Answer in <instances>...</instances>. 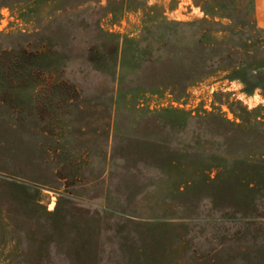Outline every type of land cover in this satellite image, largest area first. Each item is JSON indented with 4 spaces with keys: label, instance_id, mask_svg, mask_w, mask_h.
<instances>
[{
    "label": "rangeland",
    "instance_id": "374dc122",
    "mask_svg": "<svg viewBox=\"0 0 264 264\" xmlns=\"http://www.w3.org/2000/svg\"><path fill=\"white\" fill-rule=\"evenodd\" d=\"M260 20L0 0V264H264Z\"/></svg>",
    "mask_w": 264,
    "mask_h": 264
},
{
    "label": "crops",
    "instance_id": "0c3cea01",
    "mask_svg": "<svg viewBox=\"0 0 264 264\" xmlns=\"http://www.w3.org/2000/svg\"><path fill=\"white\" fill-rule=\"evenodd\" d=\"M253 2L255 16L259 20L261 18V24L264 26V0H253Z\"/></svg>",
    "mask_w": 264,
    "mask_h": 264
}]
</instances>
